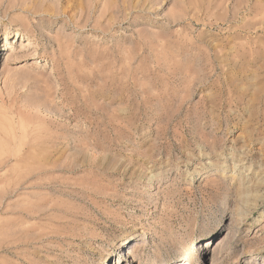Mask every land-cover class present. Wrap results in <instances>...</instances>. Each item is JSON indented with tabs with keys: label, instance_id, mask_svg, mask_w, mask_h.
Instances as JSON below:
<instances>
[{
	"label": "rangeland",
	"instance_id": "rangeland-1",
	"mask_svg": "<svg viewBox=\"0 0 264 264\" xmlns=\"http://www.w3.org/2000/svg\"><path fill=\"white\" fill-rule=\"evenodd\" d=\"M0 160V264L264 263V0H0Z\"/></svg>",
	"mask_w": 264,
	"mask_h": 264
},
{
	"label": "bare ground",
	"instance_id": "bare-ground-1",
	"mask_svg": "<svg viewBox=\"0 0 264 264\" xmlns=\"http://www.w3.org/2000/svg\"><path fill=\"white\" fill-rule=\"evenodd\" d=\"M15 37L17 38H19L20 37V35L18 34V32H16L15 34ZM17 38V39H18ZM5 45H7V44H5ZM12 49V48H11ZM6 50H10V48L9 47H7L6 48ZM32 154V153H31ZM16 156V155H15ZM29 156H30V154H29ZM28 156V157H29ZM32 158V157H31ZM19 159V158H18ZM26 159H27V157H26ZM23 162V159H20V161H18V162H16V163H22ZM2 163H3V161H1L0 160V164L2 165ZM14 163H15V161H14ZM260 169V168H259ZM244 185V184H243ZM246 188H248V187H246ZM144 240V234L143 233H141L140 235H139V237H138V240H137V242H139V241H143ZM135 240H134V238H133V235H127V236H125V237H123L122 238V244H120V246H129L130 245V247H128V255H130V254H132V252H134L135 251V249L137 248V243L136 244H132L133 242H134ZM132 244V245H131ZM121 253V252H120ZM128 255L127 256H125V255H123L124 256V261H126L124 264H129V259H127V257H128ZM186 258H181V259H177V260H174L173 262H175V264H190V261H187V260H185ZM116 263L115 264H119L120 263V261H121V257H118L117 259H116ZM168 261V260H167ZM167 261H165V260H162V261H160L159 263H156V264H170L169 262H167ZM255 261H257V264H264L263 262H260V259L257 257V256H253V257H251V259H250V261L248 262V264H252L253 262H255ZM172 263V262H171ZM122 264V263H121Z\"/></svg>",
	"mask_w": 264,
	"mask_h": 264
}]
</instances>
